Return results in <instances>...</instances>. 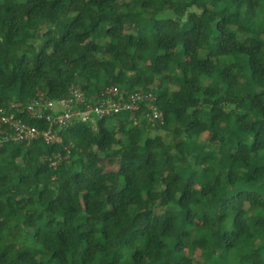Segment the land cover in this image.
Masks as SVG:
<instances>
[{"label":"trees","instance_id":"trees-1","mask_svg":"<svg viewBox=\"0 0 264 264\" xmlns=\"http://www.w3.org/2000/svg\"><path fill=\"white\" fill-rule=\"evenodd\" d=\"M74 85L164 124H0V264H264V0H0V109Z\"/></svg>","mask_w":264,"mask_h":264},{"label":"built area","instance_id":"built-area-1","mask_svg":"<svg viewBox=\"0 0 264 264\" xmlns=\"http://www.w3.org/2000/svg\"><path fill=\"white\" fill-rule=\"evenodd\" d=\"M154 101L155 97L151 92L127 93L111 86L104 88L89 103L81 87L74 85L65 97L57 100L39 93L28 104L12 102L6 109H0V124L7 129L6 141L31 144L41 139L47 144H55L62 142L59 133L54 131L55 128L62 130L76 123L96 128L97 123L105 118L139 111L143 102L148 104L149 112L146 117L149 121L162 125L164 117ZM56 104L60 108H56ZM25 116L43 122L49 128L44 130L30 126L24 121Z\"/></svg>","mask_w":264,"mask_h":264},{"label":"rangeland","instance_id":"rangeland-1","mask_svg":"<svg viewBox=\"0 0 264 264\" xmlns=\"http://www.w3.org/2000/svg\"><path fill=\"white\" fill-rule=\"evenodd\" d=\"M135 28H136V25L134 23L132 24V22H127V24L125 25V30L129 32ZM42 43H43V39L40 38L37 40L35 46L39 47ZM56 108H60V106L56 104ZM99 164L100 166L104 168L105 172L117 170V167L110 160L100 159Z\"/></svg>","mask_w":264,"mask_h":264}]
</instances>
